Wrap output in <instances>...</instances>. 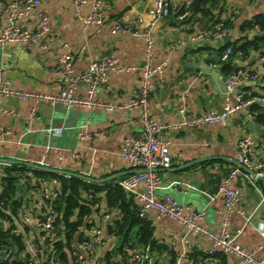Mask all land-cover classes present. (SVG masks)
<instances>
[{"label": "crops", "instance_id": "crops-1", "mask_svg": "<svg viewBox=\"0 0 264 264\" xmlns=\"http://www.w3.org/2000/svg\"><path fill=\"white\" fill-rule=\"evenodd\" d=\"M5 1L0 0L1 24L6 21L2 9ZM101 2L105 22L83 26L75 20L71 0H40L39 9L49 17L48 45L45 49L38 44L26 47L17 43L0 47V70L5 78L17 89L58 93L60 85L53 78L52 70L63 52V44L67 43L74 55L75 76L105 54L113 55L120 66L129 68L118 75H109L96 92L98 101L124 104L133 97L140 84L145 43L139 36L113 33L114 23L121 21L137 30H149L155 41V63L167 62L165 82L150 97V112L156 121L179 122L182 120L181 109L189 116L201 115L212 108L219 109L226 101L233 104L239 92L248 97H264V62L259 59L261 49H249L243 57L237 53L227 61L221 59L228 42L239 45L244 38L262 33L256 27L242 30V26L255 16L264 14V0H216L214 5H206L214 15L213 20L200 13L199 9L204 6L202 0L197 9L191 8L193 0H170V14L155 22L148 12L150 0ZM89 9L85 7L84 12ZM183 14L186 16L181 17ZM35 20L36 16L32 15L21 20L20 24L33 29ZM219 21L230 28L229 37L219 41L198 38L202 30ZM236 67L250 69L256 79L241 80L229 93L226 80ZM86 91L87 87L81 85L76 94L83 97ZM256 103L264 106L263 102ZM32 106L28 100L0 97V162L19 161L35 165L43 162L42 167L90 178L93 182L88 183L100 188L96 193L98 206L92 208V215L97 216L94 219L104 239L98 254L103 257L111 251L113 259L120 261L121 254L117 249L121 238L111 232L108 225L123 213L119 207L107 204L105 191L134 172L121 156L120 142L141 132L140 109L125 112L40 103L36 118L30 119ZM259 109L250 105L231 115L225 124L170 131L167 139L172 163L169 168L159 171L158 196L170 195L185 207L204 211L202 224L218 231L221 226L218 213L224 209V203L221 197L211 200L210 195L217 191L233 169L239 168L236 160L239 139L250 137L264 161V121L257 118ZM84 131L89 136L82 137ZM100 132L103 135H99ZM73 151L78 153V160L70 159ZM6 167L0 163V192ZM17 186V197H21L24 203L22 212L27 206L39 209L37 190L24 181ZM229 186L240 192L244 210L243 214L232 213L230 228L239 231L238 240L243 248L255 251L258 259H264V237L261 235L264 232V183L240 169V173L229 181ZM138 190L142 191L143 187L139 186ZM125 193L132 197L138 211L139 204L134 195ZM103 213L110 215L109 220L102 218ZM142 219L152 228L154 244L138 243L135 227L130 233V243L135 247L129 254L149 246L150 260L143 264L235 262L231 254L207 255L204 251L210 247V242L205 237L186 233L182 225L159 217L155 211H149Z\"/></svg>", "mask_w": 264, "mask_h": 264}, {"label": "built area", "instance_id": "built-area-1", "mask_svg": "<svg viewBox=\"0 0 264 264\" xmlns=\"http://www.w3.org/2000/svg\"><path fill=\"white\" fill-rule=\"evenodd\" d=\"M75 20L83 26L102 25L105 14L102 10L101 0H71ZM40 0H6L2 9L6 16L4 24L0 23V47H5L11 43H17L26 47L39 45L45 49L48 45L46 38L49 32V17L39 9ZM89 7L88 12L84 8ZM170 0H150L148 9L149 15L155 22L159 18L167 17L170 14ZM32 15L36 16L33 29H28L20 24L21 20L28 19ZM183 14L181 17H185ZM113 33L123 32L142 37L145 43L144 61L141 67V81L135 90L133 97L124 104L106 103L96 99L98 88L104 84L109 75L120 74L129 70L118 63V59L111 54H105L100 59L92 61L87 69L80 75H74V55L67 43L63 44V52L58 58L57 66L52 70V76L60 85L56 94L38 93L29 90L17 89L5 78L0 70V97H15L21 100H28L33 103L30 109V119L36 118L37 107L40 103L51 105L60 103L66 108L85 107L88 109L100 108L110 110L129 111L139 108L142 130L135 137H125L120 142V153L122 158L134 170L126 179L118 182L126 192L134 195L138 201L139 208L137 215L145 218L149 211H155L159 217L176 221L182 225L186 233L198 234L205 237L210 242V247L204 252L214 257L222 252L235 257L233 264H264V259H258L253 250H247L239 243V231L230 228V218L232 213H244L243 199L236 188L229 186V181L238 173L240 168L233 169L228 177L218 186L217 191L210 195L214 200L219 197L223 199L224 209L219 211L221 226L218 231L208 229L202 224L204 211L194 210L185 207L170 195L158 196L157 190L160 185L159 171L169 168L172 163L170 154V143L167 135L170 131L181 128L197 129L204 125L225 124L231 115L247 108L254 102H263L264 97L245 98L244 92H239L233 104L226 101L219 108H212L197 116L185 115L184 109L180 110L182 120L179 122L156 121L150 112L151 93L161 87L165 82V68L167 62L161 60L155 63V41L149 30H137L131 25L116 21L112 28ZM231 30L223 22H215L209 28L200 32L198 38L207 41H219L229 37ZM232 56V47L227 46L221 54V59L227 61ZM260 61L264 62V56H260ZM251 78L256 79L248 68L238 67L226 80L227 92L233 91L241 80ZM87 87L86 95L77 96L78 87ZM99 135H103L101 132ZM82 137L89 136L84 131ZM76 151L71 153L70 159L78 160ZM237 162L254 171L257 174H264V161L259 157L253 140L242 137L237 144ZM5 166L15 165L11 161L0 162ZM44 166L43 162L36 163ZM22 166V165H19ZM25 167V166H23ZM27 169L37 170L34 168ZM67 177V176H65ZM37 188L40 199L39 209L32 206L25 207L19 217L14 216L9 210H5L10 219L5 224V228L15 225L14 231L21 233L24 237V252L21 254L15 244L6 246L0 253L1 264H60L59 249L57 240L59 238V227L56 225V203L63 195L59 178H38ZM143 190H138V187ZM97 203L94 204L96 208ZM0 209H4V204L0 200ZM96 215H85L82 219L88 221L96 218ZM102 218L109 220L110 215L103 213ZM78 231L83 232L85 238L81 242L74 243V248L70 253L71 264H98L101 257L98 248L104 245L101 229L97 226L86 228L84 224L78 226ZM77 232V233H79ZM264 237V232L261 233ZM150 260V247L146 246L142 251H134L130 254L125 264H143ZM123 264V257L120 256ZM213 264H221L217 261Z\"/></svg>", "mask_w": 264, "mask_h": 264}, {"label": "trees", "instance_id": "trees-1", "mask_svg": "<svg viewBox=\"0 0 264 264\" xmlns=\"http://www.w3.org/2000/svg\"><path fill=\"white\" fill-rule=\"evenodd\" d=\"M202 1L204 6L199 9L200 13L202 16L213 20L214 15L206 5H214L216 0ZM255 27L258 32L262 33L244 38L243 43L239 45L228 42L225 48L231 46L232 55L238 53L241 57L246 56L249 49H261L260 56H264V14H259L253 20L245 23L242 30H250ZM245 98L252 97L245 96ZM251 105L260 108L257 118L264 121V106L258 105L256 102ZM54 176L59 178L63 191L62 198L56 203L57 217L55 223L59 227V238L56 244L59 249V261L60 264H71L70 253L74 248L75 241L79 243L85 238L84 233L78 231V226L81 224H84L86 228L97 226L96 219L90 218L88 221H84L82 218L85 215L90 216L92 214V206L99 200L96 193L99 192L100 188L75 177L58 176L18 165L8 166L3 171L0 200L4 204V209H0V253L10 244L17 245L21 254L24 252L23 235L14 231L15 225H11L9 228L4 227V224L10 219V215L5 210H9L16 217H19L20 212H22L21 208H23L24 203L21 197H17L19 189L17 185L24 181L27 186L37 190L39 186L38 178ZM105 198L109 206L119 207L123 213L120 218L112 221L108 227L111 232L121 238L117 251L123 257V264H125L130 256L129 251L134 250L135 247V244L130 243V233L133 228L137 227L138 243L153 246L152 228L145 219L138 217L137 208L132 197H127L120 186L114 185L106 188ZM100 259L102 260L98 264H121L119 259H117L118 261L113 259L111 251L106 252Z\"/></svg>", "mask_w": 264, "mask_h": 264}, {"label": "water", "instance_id": "water-1", "mask_svg": "<svg viewBox=\"0 0 264 264\" xmlns=\"http://www.w3.org/2000/svg\"><path fill=\"white\" fill-rule=\"evenodd\" d=\"M200 2H201V0H193V2L191 3V8L192 9H197V7L199 6ZM252 84L255 85L257 83L253 82ZM11 162L13 164H18V165H22V166L29 167V168H34V169H37L39 171H43V172L50 173V174H55V175H58V176L75 177V178L81 179L83 181L93 182L90 178L85 177V176H83L81 174L67 173V172L62 171V170L45 168V167H42V166H39V165H35V164H32V163H23V162H19V161H11ZM237 165H238V167L240 169H243L246 173L250 174L255 180H260V181H262L264 183V175H260V174L255 173L254 171L248 170L244 166L240 165L238 162H237Z\"/></svg>", "mask_w": 264, "mask_h": 264}]
</instances>
